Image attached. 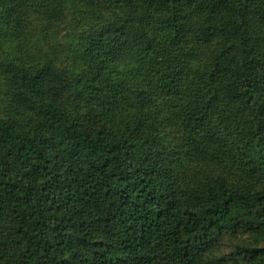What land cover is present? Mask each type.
Instances as JSON below:
<instances>
[{
  "label": "trees",
  "instance_id": "trees-1",
  "mask_svg": "<svg viewBox=\"0 0 264 264\" xmlns=\"http://www.w3.org/2000/svg\"><path fill=\"white\" fill-rule=\"evenodd\" d=\"M0 264H264V0H0Z\"/></svg>",
  "mask_w": 264,
  "mask_h": 264
}]
</instances>
